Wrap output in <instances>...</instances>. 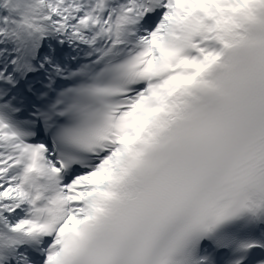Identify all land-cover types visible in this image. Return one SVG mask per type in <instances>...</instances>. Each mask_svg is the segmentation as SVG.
<instances>
[{
    "label": "snow or ice",
    "instance_id": "1",
    "mask_svg": "<svg viewBox=\"0 0 264 264\" xmlns=\"http://www.w3.org/2000/svg\"><path fill=\"white\" fill-rule=\"evenodd\" d=\"M0 264H264V0H0Z\"/></svg>",
    "mask_w": 264,
    "mask_h": 264
}]
</instances>
